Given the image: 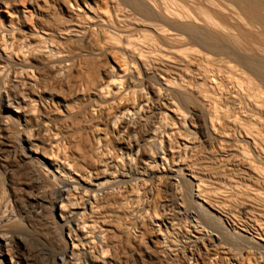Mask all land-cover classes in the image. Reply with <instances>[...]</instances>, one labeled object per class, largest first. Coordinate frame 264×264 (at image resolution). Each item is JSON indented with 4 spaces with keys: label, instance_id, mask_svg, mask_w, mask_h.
<instances>
[{
    "label": "bare ground",
    "instance_id": "1",
    "mask_svg": "<svg viewBox=\"0 0 264 264\" xmlns=\"http://www.w3.org/2000/svg\"><path fill=\"white\" fill-rule=\"evenodd\" d=\"M24 1L0 106L37 195L0 163V264H264V0Z\"/></svg>",
    "mask_w": 264,
    "mask_h": 264
},
{
    "label": "rangeland",
    "instance_id": "2",
    "mask_svg": "<svg viewBox=\"0 0 264 264\" xmlns=\"http://www.w3.org/2000/svg\"><path fill=\"white\" fill-rule=\"evenodd\" d=\"M94 1L101 3V4H99V7H101V8L103 7V9L99 8L98 11L101 12V14L103 13L102 15L105 14L104 16H107V14L104 13L105 10H104V5L102 3V0H100V1L94 0ZM19 7L22 9H23V7L26 8L27 13L31 12V10L27 6L26 1H24L22 3V0H19ZM0 12L4 16L6 21H9L10 19L13 18V15L9 11H7L4 7H0ZM29 25L32 26L31 24H29ZM114 61L118 62L116 59ZM219 93H222V92H219ZM208 105H209V107L208 106L207 107L209 108L211 114H213L215 117L217 116V123H216L217 133L225 132V131L231 132L230 130H232V128L228 124L226 118H228L227 116L232 115L233 107H230V106L223 107L224 110L222 108L219 110L217 109L218 111H216L215 108H213L211 104H208ZM8 122H9V120L7 119V115L3 112V110L0 106V163H2V165H3L2 170L4 169V170L9 171L10 180H12L15 184V187H17V189H16V192H18L17 195H19L18 197H19V199H21L20 200L21 202L24 200L22 203L23 204L25 203L24 205L26 206L29 199L35 196L34 195V193H35L34 188L32 189V185H34V183L32 181H30L28 178V166L25 163V159L23 157L21 149L17 146V142L14 140V135L16 134L17 130L14 128L12 123H10V122L8 123ZM225 142L226 141L222 142V144L227 145V143L225 144ZM220 147H221L220 143L218 141H216V142L212 143V145L210 146V149L212 148L213 150H215V149L217 150ZM244 150L247 152L249 149H247V147L244 145ZM226 169L229 170L230 168L227 167ZM35 194L37 195V193H35ZM38 197H41L43 200L45 198V196H42V195H38ZM21 232H23V231H20V233ZM26 234L27 233H25V232L22 233V235L24 236L25 239L28 236L26 241L27 242L29 241V243H28L29 247L30 248H32V247L37 248L34 250L32 249L33 252L35 251L38 253V255L42 256L41 257L42 261H41V260H39L40 256L38 257L37 253L34 252L36 254L37 259H38L37 262L40 261V263H43L44 261L47 260V256H45V255H47L46 254L47 252H44L45 249H42L41 245L37 242V240L34 238V236L28 235V234L26 235ZM25 235H26V237H25ZM40 248L42 249V252L39 251ZM47 249L50 251V249L48 247H47ZM44 253H45V255H42ZM244 260H245L244 264H252L249 262V260L247 258H244ZM224 263L230 264L226 260H224Z\"/></svg>",
    "mask_w": 264,
    "mask_h": 264
}]
</instances>
